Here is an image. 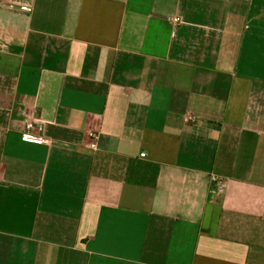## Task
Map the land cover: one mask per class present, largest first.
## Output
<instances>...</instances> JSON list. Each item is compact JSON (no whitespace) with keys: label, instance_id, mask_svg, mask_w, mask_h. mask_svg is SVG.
Returning a JSON list of instances; mask_svg holds the SVG:
<instances>
[{"label":"crops","instance_id":"obj_1","mask_svg":"<svg viewBox=\"0 0 264 264\" xmlns=\"http://www.w3.org/2000/svg\"><path fill=\"white\" fill-rule=\"evenodd\" d=\"M2 1L0 264H264V0Z\"/></svg>","mask_w":264,"mask_h":264},{"label":"built area","instance_id":"obj_2","mask_svg":"<svg viewBox=\"0 0 264 264\" xmlns=\"http://www.w3.org/2000/svg\"><path fill=\"white\" fill-rule=\"evenodd\" d=\"M0 7L17 9L15 6L7 4L6 2H4L2 0H0ZM18 9H20V8H18ZM174 21L176 23L181 22L182 21L181 16H177L174 19ZM36 124H37V120H29L26 123L25 128L27 130V133H25L24 136L22 137V141L26 142V143L37 144V145L48 144L50 142L49 139L39 137V136H33L29 133V131L32 130ZM89 136L91 139V142H90L91 148L97 149V147H98L97 142L99 139V133L97 131H91V132H89ZM142 155H144V154H142ZM213 182H215L217 184V183H221L222 181H221V178H219L218 176H213Z\"/></svg>","mask_w":264,"mask_h":264}]
</instances>
